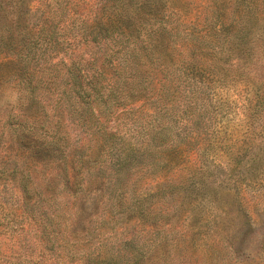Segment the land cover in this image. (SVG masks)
Returning <instances> with one entry per match:
<instances>
[{"label": "rangeland", "instance_id": "obj_1", "mask_svg": "<svg viewBox=\"0 0 264 264\" xmlns=\"http://www.w3.org/2000/svg\"><path fill=\"white\" fill-rule=\"evenodd\" d=\"M109 14L131 39L79 36ZM149 29L175 80L168 103L122 89L93 125L138 156L65 189L58 160L26 178L25 129L92 159L100 138L73 120L42 127L39 66L126 58L121 78L148 79ZM0 264H264V0H0Z\"/></svg>", "mask_w": 264, "mask_h": 264}, {"label": "trees", "instance_id": "obj_2", "mask_svg": "<svg viewBox=\"0 0 264 264\" xmlns=\"http://www.w3.org/2000/svg\"><path fill=\"white\" fill-rule=\"evenodd\" d=\"M93 23V26L90 25L91 27L89 25L83 26L79 36L83 38H88L89 36L93 40H98L97 37L102 34L105 35V38L110 37L111 39L113 34L125 35L127 39L132 38L128 28L123 26L120 17L115 14H109L105 18L100 16L94 19ZM161 36L162 34L159 29H149V78L140 81H133V77L129 75L123 78L118 75L119 70L126 64V58L123 64L120 58L115 59L113 57H110L107 62L102 61L99 65L94 60L91 66L83 72L79 69L77 70L75 67L76 61L63 64L61 67L56 64L52 68L54 74L48 76H46L48 67L45 65L39 66L41 71L40 81L46 90L41 94V100L38 99L39 102L36 101L42 108V127L46 126L49 129L53 125L58 129L63 127L67 120L68 122L73 120L76 121L75 125L93 128V133L96 134L98 132L100 138L97 140L95 146L96 155H93L95 159H92L88 153L77 154L79 150L71 148L64 141V137L61 143L58 139L60 137L54 138L53 136V139L48 141L52 146L50 148L47 147V140L44 141L45 139H41L40 136L34 137L32 131L28 133L29 129L26 124L27 129L23 131L21 136L23 137L21 142H23L22 148L24 149L22 155L26 159L25 164L22 163L20 169L23 172L25 169L27 170L24 172L26 178L29 177L30 165L36 167L42 166V174L45 178H48L49 174L45 173L44 165L58 160L56 167H60L58 175L63 180L61 188L65 189L70 186L71 176H78L79 174L84 178L82 173L98 174L101 167H97L95 164H99L103 160L109 161L104 169L112 166L116 170H120L122 167L121 163L126 158L138 156L137 153L140 148L128 147V149L126 147H119L114 142V133H110L106 129L105 131H96L93 125L97 124V117H99L102 111H106L109 108L107 104L114 98H117V94L122 89L123 92L128 89L127 96H131L132 98L144 96L146 91L149 90V98L152 99L153 103L157 102L164 107L166 106L169 89L175 85V80L174 78H169L166 74L168 64L166 61V51L160 44ZM113 41L117 42L119 40L113 39ZM128 52V57L130 58V54H134V49ZM129 66L131 69L132 66H135L137 71L141 70L137 62H134L132 59L129 62ZM23 68L22 78L29 85L34 78L30 71L31 68L25 65H23ZM61 71L63 72L61 73ZM52 90L54 91L52 93H56V96H44ZM73 92L76 93L77 97L73 95ZM51 98L53 99L50 100ZM25 99L27 103L26 108L28 105H31L32 100H35L31 95H27ZM42 100H47V103L51 105V109L47 110L45 104L41 103L42 105H40V101ZM103 108L106 110H103ZM163 127V129L167 128V126ZM79 147L81 148V145ZM72 149L75 151L74 153H72ZM96 160L98 161L94 163Z\"/></svg>", "mask_w": 264, "mask_h": 264}]
</instances>
